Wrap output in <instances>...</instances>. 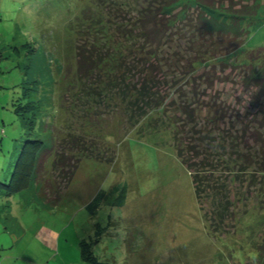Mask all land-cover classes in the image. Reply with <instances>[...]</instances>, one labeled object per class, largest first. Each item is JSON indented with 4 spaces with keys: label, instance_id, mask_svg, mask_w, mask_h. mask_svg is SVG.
I'll return each mask as SVG.
<instances>
[{
    "label": "rangeland",
    "instance_id": "obj_1",
    "mask_svg": "<svg viewBox=\"0 0 264 264\" xmlns=\"http://www.w3.org/2000/svg\"><path fill=\"white\" fill-rule=\"evenodd\" d=\"M130 3L0 0V264H253L257 245L264 247L259 188L249 191L248 181L229 184L228 196L240 202L241 232L212 235L203 216L212 203L198 200L193 172L179 158L171 132L125 134L132 127L122 109L79 79L75 47L89 32L86 19L110 4L128 9ZM261 18L249 48L264 45V9ZM25 88L35 110L28 116L15 112L26 101ZM216 92L233 105L236 96L249 98L231 83L216 84L210 94ZM69 135L84 139L71 150L79 159L72 182L48 163L39 175L32 172L23 191L6 188L27 137L55 152L63 140L69 146ZM55 192L61 199L53 205ZM98 195L92 211L88 205ZM82 242L95 259L83 258Z\"/></svg>",
    "mask_w": 264,
    "mask_h": 264
},
{
    "label": "trees",
    "instance_id": "obj_2",
    "mask_svg": "<svg viewBox=\"0 0 264 264\" xmlns=\"http://www.w3.org/2000/svg\"><path fill=\"white\" fill-rule=\"evenodd\" d=\"M262 2L131 0L128 9L110 4L97 17L86 19L89 32L82 29L85 35L75 47L79 79L85 80L86 89L102 97L105 92L112 108L122 109L132 127L125 134L171 132L179 158L193 172L198 200L206 197L212 203L203 216L209 232L219 237L241 232L236 206L240 202L235 205L228 196L229 184L248 181L249 191L259 188L257 202L264 195V45L248 47L262 20ZM218 83H231L249 98L236 96L233 105L221 92L211 95ZM24 97L15 112L28 116L35 110L26 93ZM30 123L26 131L36 127L35 121ZM82 139L69 135V146L63 140L54 152L38 137H27L6 188L23 191L32 172L39 175L48 163L72 182L79 159L71 150ZM43 184L49 190L50 184ZM58 192L49 201L53 205L61 199ZM99 200L98 195L88 208L97 209ZM245 234L256 245V233ZM81 246L86 261L95 259L85 242ZM252 260L264 264L263 246L257 245Z\"/></svg>",
    "mask_w": 264,
    "mask_h": 264
}]
</instances>
